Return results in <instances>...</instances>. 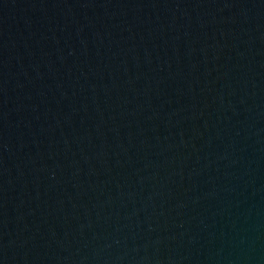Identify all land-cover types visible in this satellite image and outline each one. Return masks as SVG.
Segmentation results:
<instances>
[{
	"label": "water",
	"instance_id": "95a60500",
	"mask_svg": "<svg viewBox=\"0 0 264 264\" xmlns=\"http://www.w3.org/2000/svg\"><path fill=\"white\" fill-rule=\"evenodd\" d=\"M0 264H264V0H0Z\"/></svg>",
	"mask_w": 264,
	"mask_h": 264
}]
</instances>
